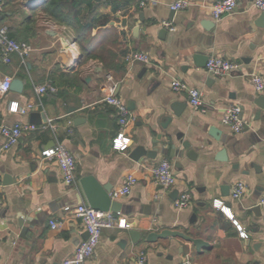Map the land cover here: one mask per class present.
Returning a JSON list of instances; mask_svg holds the SVG:
<instances>
[{
	"label": "crops",
	"instance_id": "obj_1",
	"mask_svg": "<svg viewBox=\"0 0 264 264\" xmlns=\"http://www.w3.org/2000/svg\"><path fill=\"white\" fill-rule=\"evenodd\" d=\"M142 1L84 0L76 7L78 0H5L0 25L33 51L25 60L12 55L10 63L0 51V78L24 82L21 94L0 96V120L39 129L24 133L8 150L0 135V264H64L88 239L82 220L65 211L90 207L81 182L93 179L111 194L129 174L138 184L114 201L122 207L115 214L131 227L104 230L87 264H136L141 252L148 264H264V211L259 217L253 212L264 198V109L255 104L264 92L257 93L251 79L254 73L264 76V28L255 23L264 11L253 6L254 0H237L235 12L217 22L211 8L218 0H189L192 5L178 12L170 8L178 0L145 7ZM134 52L147 54L150 63L128 62L126 56ZM212 56L238 68L225 77L211 76L206 59ZM109 77L135 117L126 151L114 147L119 114L103 101ZM174 80L201 92L202 110L192 107L186 92L173 90ZM42 86L56 93L40 94ZM177 105H184L179 117ZM230 106L242 109L245 128L239 134L222 124ZM49 121L56 131L42 128ZM212 129L221 133L220 141ZM165 133L177 144L176 136L183 134L195 157L185 151L172 158L162 149L155 160L131 158L140 147L152 150ZM58 143L76 159L73 186L64 183L56 160L42 157ZM163 160L172 163L177 178L169 191L149 172ZM6 177L13 184L6 185ZM240 181L247 193L234 200L232 188ZM182 193L192 196L187 209L175 206ZM216 202H223L232 217ZM53 221L60 223L57 229ZM20 223L28 228L26 237ZM164 230L203 239L210 248L198 253L192 243L172 237L147 242L149 234ZM132 232L140 234L136 241Z\"/></svg>",
	"mask_w": 264,
	"mask_h": 264
},
{
	"label": "built area",
	"instance_id": "obj_2",
	"mask_svg": "<svg viewBox=\"0 0 264 264\" xmlns=\"http://www.w3.org/2000/svg\"><path fill=\"white\" fill-rule=\"evenodd\" d=\"M4 2L5 0H0V11L3 8ZM156 3L157 0H143L141 5L142 7H145L149 4ZM191 5L192 4L189 0H178L173 3L170 8L171 10L178 12L189 8ZM253 6L260 11H264V0H254ZM237 7V0H218L211 8L212 17L217 22L221 21L226 16L233 14ZM167 25L169 26L170 24ZM171 30L174 32L176 29L171 28ZM0 51L3 56V60L6 63H10L12 55H18L25 60V58L33 51V47L29 43L14 40L9 35L8 28L0 25ZM126 60L131 63H150L149 56L140 52H134L127 55ZM237 68V64L218 56H212L209 58L206 65V71L214 77L228 76ZM251 77L253 86L257 93H263L264 76L254 73ZM12 81V78H0V96L11 91ZM117 86L118 84L114 82L111 77H109L108 82L104 87L106 95L103 101L107 105L114 107L119 114L120 131L114 141V147L118 151H126L130 142L129 137L127 136V129L134 122L135 117L128 110L126 104L117 97ZM172 88L176 92H186L189 96L192 107L195 110H202V94L198 89L190 88L180 80H174L172 82ZM37 91L40 94H44L45 92L56 93V89L52 86H42L39 87ZM31 108L32 106H29L26 110H22L21 112L26 113L27 110ZM241 116L242 109L240 106H230L226 108L224 112L222 124L231 128L234 133L239 134L245 128V124ZM42 128H51L54 131L57 130V126L53 121H49V123ZM37 129H39V127L35 125L8 126L0 120V135L5 139L4 149L8 150L15 146L18 143L19 138L24 133L36 131ZM42 157L47 160H56L66 185L73 186L77 183V162L73 154L65 146L58 143L53 148L44 150L42 152ZM149 172L154 181L163 190L169 191L175 187L177 178L174 174L173 165L169 160H163L159 164L150 167ZM137 184V177L134 174H129L126 178L125 184L122 187L113 190L110 196L113 200L128 196ZM246 193L247 186L244 182L240 181L233 185L232 197L234 200L242 199ZM1 201L2 196L0 195V202ZM191 203L192 196L189 193H182L175 201V206L177 209H187L191 206ZM259 206L264 211V198L260 202ZM215 207L230 216L229 210L223 206V202H216ZM65 211H72L82 220L89 237L78 247L74 255L64 264H87L99 246L104 230L114 228L129 229L131 227L125 218L118 217L111 211H98L86 205H80L75 208L67 207L65 208ZM51 226L53 229H57L60 226V223L53 221L51 222ZM241 236L247 238V234L244 232H241ZM136 264H148V257L145 252H141L138 255Z\"/></svg>",
	"mask_w": 264,
	"mask_h": 264
},
{
	"label": "water",
	"instance_id": "obj_3",
	"mask_svg": "<svg viewBox=\"0 0 264 264\" xmlns=\"http://www.w3.org/2000/svg\"><path fill=\"white\" fill-rule=\"evenodd\" d=\"M97 3H100L102 0H94ZM172 20V18H170ZM256 25L260 28H264V14L261 15L259 18L256 20ZM195 63L197 67H202L201 64V58L195 57ZM209 58L206 59L208 62ZM200 62V63H199ZM24 90V82L20 79H14L12 81L11 85V91L15 93L21 94ZM255 104L261 108L264 109V98H260L258 101L255 102ZM184 105H177L173 108L175 116L179 117L180 116V111L183 108ZM172 118H170V121ZM221 133L217 130L212 129L211 130V136L217 140L220 141ZM176 140L178 144L174 141V138L171 134H163L162 136H158L156 140L153 141L152 145L153 148L152 150H146L144 147L138 148L131 156V158L139 162L142 158H148L151 160H155L157 158V155L160 151H163L162 149H167L171 151V157H182L183 153L185 151L186 155L188 158L193 159L195 157V152L192 149V144L184 139V135L180 134L176 136ZM159 145H161L162 148H159ZM178 146L179 148L178 150ZM224 154V153H223ZM7 182L6 185H11L13 184V180L10 178L6 177ZM9 181V182H8ZM81 186L83 188L84 194L87 198V201L90 205L91 208L98 210V211H103V212H113L117 214L122 213V207L121 204L118 202L114 201L111 196H110V191L108 188H105L104 191L99 188V186L95 183L93 179H85L84 181L81 182ZM253 212L256 214V216H261V207L256 206L253 209ZM21 228H22V237H26V233L28 231V228H25L22 223ZM133 240L136 241V237L140 236L138 232H132L131 233ZM87 237H89L87 233ZM181 238L185 240L186 242L192 243L195 246V249L198 253H202L203 249L210 248L209 244L204 241L203 239L200 238H193L183 232L180 231H172V230H164L160 233H151L149 234L147 238L148 243H156L158 240H165L167 238Z\"/></svg>",
	"mask_w": 264,
	"mask_h": 264
},
{
	"label": "trees",
	"instance_id": "obj_4",
	"mask_svg": "<svg viewBox=\"0 0 264 264\" xmlns=\"http://www.w3.org/2000/svg\"><path fill=\"white\" fill-rule=\"evenodd\" d=\"M83 3H84V0H78V2H76L74 5L77 7L79 5L81 6V4H83Z\"/></svg>",
	"mask_w": 264,
	"mask_h": 264
}]
</instances>
